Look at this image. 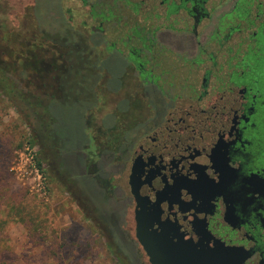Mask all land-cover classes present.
Here are the masks:
<instances>
[{"label":"flooded vegetation","instance_id":"flooded-vegetation-1","mask_svg":"<svg viewBox=\"0 0 264 264\" xmlns=\"http://www.w3.org/2000/svg\"><path fill=\"white\" fill-rule=\"evenodd\" d=\"M14 1L13 17L21 14L26 0ZM68 1L83 8L95 5L97 0ZM98 1L114 9L127 8L133 14L131 25L123 29L129 21L107 9L99 15L98 29L89 31L99 35L101 44L96 76L103 92L100 97L104 102H127L129 97L120 93L132 81L146 102V115L134 136L122 141L120 156L108 155L116 160L117 172L126 178L127 186L133 181L129 197L122 202L115 199L119 211L112 212L105 204L103 190L118 189L110 186L108 173L90 171L83 187L105 216L117 214L119 222L114 231L129 243L124 246L135 253L133 259L149 264L139 240L147 236L154 242L161 239L156 212L164 204L163 196L177 186L186 165L197 159L206 167L201 174L193 168L189 171L179 196L184 200L190 190L198 191L187 201L185 209L190 216L185 220L202 217L205 230L233 249L235 262L264 264V0ZM153 5L161 10L151 15L154 24L160 21L156 25L138 13L140 7L152 6L154 11ZM144 32L147 37L142 36ZM38 49L37 54L42 55V47ZM156 54L157 75L150 67ZM41 59L33 57L34 65H40ZM115 59L120 65L117 72L111 68ZM57 84L46 85L52 93L44 96L66 99L68 94ZM149 90L153 96L155 91L160 95V111L151 103ZM37 146L38 159H42ZM185 225L187 230H171L166 237H181V242L189 241L192 247L202 243L199 224ZM154 246L160 254L169 250ZM185 250L193 254L197 251L203 257L207 253L217 260V252L211 247Z\"/></svg>","mask_w":264,"mask_h":264},{"label":"rangeland","instance_id":"rangeland-1","mask_svg":"<svg viewBox=\"0 0 264 264\" xmlns=\"http://www.w3.org/2000/svg\"><path fill=\"white\" fill-rule=\"evenodd\" d=\"M32 1L33 4L26 0L21 14L13 17V4L16 2L0 0V50L9 56L8 64L16 59L18 53L23 58L24 67L37 66L33 57L45 59L47 56L43 51L42 55L37 54L38 47L55 46L50 50L53 53L47 56L55 59L52 63L55 71L52 74L34 71L36 80L33 87L25 89V84L23 86L28 100L37 102L39 107L20 112L12 108L4 94L0 93V264H145L140 258L139 262L133 259L135 253L124 246L128 242L121 240L114 231L115 224L119 222L117 214H109L112 220L110 216H105L79 180L90 177V171L94 169L108 173L110 186L118 188L115 191L103 190L105 204L112 212L120 207L115 205V199L122 202L129 197L128 190L133 186V181L127 186L126 178L117 172L116 160L108 155L114 153L115 158L120 156L122 141L128 142L136 133V127L144 121L146 102L139 97L140 88L132 81H128L120 93L126 95L125 98L129 97L127 102H104L100 97L103 92L96 84L101 44L98 34L89 33L91 29H98L99 15L107 9L129 21L123 29L129 28L133 14L127 8L114 9L98 0L95 5L83 8L74 6L68 0ZM153 8L154 11L152 6L140 7L138 13L142 18L147 17L151 25H156L160 21L154 24L151 15L161 10L154 5ZM145 35L147 37L144 32L142 36ZM110 36L114 38V35ZM155 57L150 67L157 75L159 57L157 54ZM13 65L9 66L12 71ZM112 66V71L117 72L119 60H113ZM56 78L61 81L53 82ZM59 82L65 84L70 92L66 96V105H56V120L49 128L66 149L64 159L68 173L51 155H47V160L42 162L40 171L36 173L38 146L32 139L30 125L33 122L25 114L35 111V132L44 140L48 130L44 125L47 115L42 107L50 100H60L44 96L52 93L46 85ZM214 82L213 79L212 87ZM39 84L44 85L41 91L30 93V89ZM149 93L151 103L160 111V95L156 91V96L150 90ZM78 132L83 142L82 151L78 147ZM78 156L83 157L87 167L86 173L80 171L76 175ZM82 173L84 176H81ZM130 176H133L131 171ZM121 194L124 196L119 198ZM127 206L126 210L130 211V204ZM128 225L124 228L127 229Z\"/></svg>","mask_w":264,"mask_h":264},{"label":"water","instance_id":"water-1","mask_svg":"<svg viewBox=\"0 0 264 264\" xmlns=\"http://www.w3.org/2000/svg\"><path fill=\"white\" fill-rule=\"evenodd\" d=\"M205 167L206 165L199 164L197 159L193 162V164L186 165L184 172L179 175L177 186L173 188V191L163 196L164 204L162 203L160 209H158L159 212H156V216L159 217L157 220V232L162 233L163 236L159 240L156 239L155 242L149 236H147L146 239L139 240L149 264H242V262L238 261L237 263L234 261L233 249L225 247L222 243H219L205 230V223L202 217L200 220H185L190 216V213L185 209L187 201L198 195V191L195 189L192 191L190 190V192L185 195L188 198L181 200L179 199V196L182 194V187L185 186V182L189 179L188 176H190L191 173L189 171L192 168L194 169V172L196 171V174H201ZM148 205L151 208L150 203H148ZM194 222L199 224L198 231L200 238L203 240L202 243H198L192 247L189 241L181 242V237L179 240H177L174 236L166 237L168 231H185L187 230V226L185 224H192ZM146 223L149 224L150 221H147ZM136 236L138 238L139 235L137 234ZM187 238L191 239L189 236H187ZM154 245H157V247H161L163 245L166 248H169V250H165L162 254H160L153 249L155 247ZM207 247H211L212 251L214 249V252H217V260H214V258L207 253H205V257H203L202 254L197 251L193 254L190 253V251L185 250V248L188 250H196L197 248L207 249Z\"/></svg>","mask_w":264,"mask_h":264},{"label":"trees","instance_id":"trees-1","mask_svg":"<svg viewBox=\"0 0 264 264\" xmlns=\"http://www.w3.org/2000/svg\"><path fill=\"white\" fill-rule=\"evenodd\" d=\"M49 50H53V49H48L46 48V46L43 47L42 49L43 52H46ZM54 50H57V49H54ZM51 53H53V51H51ZM45 54L48 56L47 52ZM47 56L45 57V59L42 58L40 60V65L38 64L37 66H32V68L30 69H26L23 66L24 61L22 60L23 58H21L20 54L16 53V59L8 64L7 59L9 56L7 55V53H4V50L3 51L0 50V93L4 94L5 98H7L12 108L19 110L21 112L22 110L28 111L30 108H37L40 106L37 102L32 103L31 101L28 100L27 97L24 96L26 95V92L24 93L23 86L25 84V89H28V87H33L34 81L36 80V73H34V71L38 70L39 73H41V70H42L45 73L49 74L54 70L52 68L53 67L52 63L55 59L47 58ZM12 64H14L13 67L15 66L13 71L10 70L9 68V66H12ZM26 72H27V75H26ZM28 78H30V80H27ZM59 83L57 84L59 86V89L62 90V92H64L65 94H69L70 89H67L68 87L65 84H59ZM43 87L44 85H40V84L39 86L36 85V88L30 89V93H33V94H35L36 92L38 93L39 91H41ZM47 89L50 90L48 86H47ZM60 100L59 102L58 101L53 102L50 100L46 106L42 107L47 115V119L44 122V125H45L46 130H48L43 136L44 140L40 139V136L38 135V133L35 132L36 128H35L34 121L37 119L35 118L36 117L35 111L29 113V115L25 114L27 118L30 116L29 120L33 122V124L30 125L31 130L33 131L32 139L40 146L42 153L44 152L42 159L40 160L38 159L35 162V167L38 172L40 171L42 162L47 160L48 158L47 155H51L55 157V159H57L59 164H61V168L63 169V171L67 172L66 170L67 167H66V163L64 159V156L66 155V149L64 146H62L59 143V139L55 137L52 130L49 128L51 125H53V123L56 120L55 119L57 115V112H55L56 111L55 108H57L56 105L62 106V105H66L67 103L66 99L62 101ZM77 134L79 138L78 147L82 151L80 147L82 146L83 142L81 140L80 133L78 132ZM77 161L78 163L76 164L77 166L79 165V168L74 173L76 175L79 174L80 171L85 172V168H86L84 166V160L82 156H78ZM81 176H84L83 173L81 174ZM87 179H88L87 176L81 179L79 178V180L82 181L83 183L86 182Z\"/></svg>","mask_w":264,"mask_h":264},{"label":"built area","instance_id":"built-area-1","mask_svg":"<svg viewBox=\"0 0 264 264\" xmlns=\"http://www.w3.org/2000/svg\"><path fill=\"white\" fill-rule=\"evenodd\" d=\"M34 169H35V172L37 173L38 171H37L36 167H34Z\"/></svg>","mask_w":264,"mask_h":264}]
</instances>
